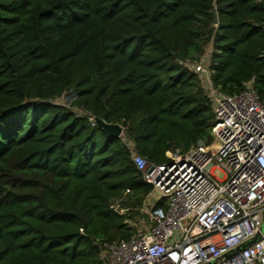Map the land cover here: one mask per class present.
<instances>
[{"label":"trees","instance_id":"trees-1","mask_svg":"<svg viewBox=\"0 0 264 264\" xmlns=\"http://www.w3.org/2000/svg\"><path fill=\"white\" fill-rule=\"evenodd\" d=\"M209 45L215 87L253 81L264 101V0H0V264H103V244L135 235L153 188L124 140L73 108L167 163L213 137L180 63ZM69 93L73 107L51 103Z\"/></svg>","mask_w":264,"mask_h":264},{"label":"built area","instance_id":"built-area-1","mask_svg":"<svg viewBox=\"0 0 264 264\" xmlns=\"http://www.w3.org/2000/svg\"><path fill=\"white\" fill-rule=\"evenodd\" d=\"M197 74L200 86L212 103L216 125L211 146L201 141L189 151L167 153L169 161H148L134 151L123 133L121 138L133 151V162L142 179L152 186L148 195L164 200L143 205L150 226L128 240L101 246L103 264H264V101L253 81L234 95L215 87L210 59L183 62ZM69 93L51 100L73 107ZM93 126L96 119L83 110ZM220 169L225 178L213 172ZM152 204V205H151ZM260 239L241 251V245Z\"/></svg>","mask_w":264,"mask_h":264},{"label":"rangeland","instance_id":"rangeland-1","mask_svg":"<svg viewBox=\"0 0 264 264\" xmlns=\"http://www.w3.org/2000/svg\"><path fill=\"white\" fill-rule=\"evenodd\" d=\"M211 53H212V47L209 45L206 48L205 54L203 55L202 59H205V61H208L210 59ZM214 142H215V139H214V137H212L211 141H209V143H207L208 144L207 146H211ZM224 172H226V171H223V170H220V169H216L213 172V174L219 180H223L225 178V175H226ZM149 198L150 199H148V197H147L145 199L143 205L146 204V201H147V203H152L151 201H149V200H152V199L155 200L156 202L159 201L156 198L155 193H152V195H150ZM159 202H161V200ZM123 212L124 211H122V213ZM128 224H129V226L133 229V231L136 234L139 231H146L149 228V226H150V221H149L147 215H145L144 212H142V210H140V214L132 213V218L130 220H128Z\"/></svg>","mask_w":264,"mask_h":264},{"label":"water","instance_id":"water-1","mask_svg":"<svg viewBox=\"0 0 264 264\" xmlns=\"http://www.w3.org/2000/svg\"><path fill=\"white\" fill-rule=\"evenodd\" d=\"M212 23L214 25H216L218 23V18H217V14H216V11H213V14H212ZM96 122H97V126L98 128L104 132L105 134H108L110 136H113V137H121L122 133H123V127L119 124H108L106 123L104 120L102 119H96ZM262 232L264 233V223L262 225ZM260 235H258L256 238H254L253 240L241 245L240 247H238L235 252H238V251H241L243 250L244 248H246L247 246L255 243L257 240L260 239ZM210 264H216V262H212Z\"/></svg>","mask_w":264,"mask_h":264}]
</instances>
